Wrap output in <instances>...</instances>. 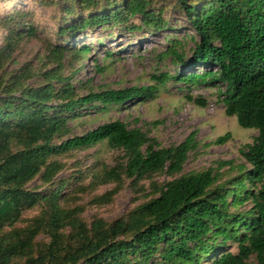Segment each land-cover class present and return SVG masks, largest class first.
<instances>
[{"label":"trees","instance_id":"obj_1","mask_svg":"<svg viewBox=\"0 0 264 264\" xmlns=\"http://www.w3.org/2000/svg\"><path fill=\"white\" fill-rule=\"evenodd\" d=\"M175 1L200 38L192 63L204 71L179 74L174 79L190 85L214 81L226 86V114L235 116L241 127L259 131L254 144L243 152L251 169L226 187L217 186L220 175L212 169L181 175L157 186L155 196L127 217L112 223L96 220L88 228L74 213L61 207L64 185L41 193L28 189L27 184L43 168V181L51 183L60 164H48L49 159L102 142L126 152L125 173L134 181L164 171L182 173L189 153L197 147L195 134L179 145L163 147L142 129L115 121L54 143L70 134V121L81 115V109L107 110L135 100L142 102L153 98L158 85L172 77L155 75L156 85L93 92L79 98H74L70 83L59 90L51 83L33 89L25 86L20 76L7 84L1 77L0 233L18 223L25 211L40 204L45 210L42 222L35 227L15 231L12 241L0 239V264H16L13 259L18 257L25 258L23 264H201L217 251L219 241L236 243L238 251L215 254L212 264H248L252 255L264 264V0ZM77 2L86 8L94 5L93 0ZM138 15L146 25L165 27L163 20L148 9L146 0H128L123 10L91 16L80 23V28L84 31L93 24L128 23ZM13 35L6 53L0 48V69L4 58L25 37L33 36L34 30H14ZM60 48L50 51L59 68L45 75L51 81L66 82L60 71L66 50ZM79 51L88 53L90 47L83 46ZM169 53L183 61L175 48ZM27 72L23 79L33 75ZM55 99L61 102L51 106ZM229 138L228 133L216 143L224 144ZM13 143L19 147L14 148ZM104 179L117 181L120 174L112 169L104 173ZM248 182L252 189L247 187ZM246 204L250 207L240 210ZM44 232L49 233L50 241L41 244L39 255L34 257L36 237Z\"/></svg>","mask_w":264,"mask_h":264},{"label":"rangeland","instance_id":"obj_2","mask_svg":"<svg viewBox=\"0 0 264 264\" xmlns=\"http://www.w3.org/2000/svg\"><path fill=\"white\" fill-rule=\"evenodd\" d=\"M77 1L0 0V48L4 53L9 48L14 30H34L33 36L25 37L4 58L0 78L7 84L9 79L15 81L20 76L25 86L33 89L51 83L59 90L70 83L74 88V98H79L105 90L149 87L157 84L153 76L168 74L171 80L158 85L153 98L110 106L107 110L96 107L81 109V115L70 121V134L61 140L55 139L54 143L85 135L107 123L122 121L129 128H140L149 133L163 147L179 145L195 134L197 147L189 153L182 173L171 175L164 171L134 181L125 173L126 152L102 142L89 149L49 159L48 164L53 161L60 164L51 183L43 181V168L27 184L28 189L43 193L64 185L60 192L61 207L74 213L90 228L96 220L112 223L127 217L137 206L155 196L157 186L162 187L181 175L212 169L220 175L217 186L226 187L232 186V180L251 169L243 152L254 144L259 131L241 127L235 116L226 114L223 102L226 86L214 81L190 85L174 79L179 74L204 71L192 63L200 38L175 0H146L148 9L163 20V28L146 25L138 15L128 23L93 24L84 31L80 28L82 21L94 15L123 10L128 0H93L94 5L87 8ZM83 46H89L90 52L82 54L79 50ZM56 47L66 50L60 67L61 77L67 79L66 82L51 81L45 75L59 68L50 56V51ZM171 48L181 54L183 61L169 53ZM27 69L33 75L23 79ZM60 102L55 99L50 105L56 106ZM228 133L230 138L227 142L216 143L218 138ZM13 147L19 146L13 143ZM112 169H117L120 180L104 179V173ZM247 187L252 189V183L248 182ZM249 207L250 204H246L240 210ZM44 210L40 204L25 211L18 223L1 231L0 239L12 241L15 231L32 225L35 227L42 222ZM69 231L68 228L66 233ZM49 241L48 232L36 237L34 257L39 255L41 244ZM217 245H220L217 251H212L201 264H212L214 255L220 252L238 251L236 243L220 244L219 241ZM13 262L23 264L25 258H14ZM248 264H259L256 255L249 258Z\"/></svg>","mask_w":264,"mask_h":264}]
</instances>
